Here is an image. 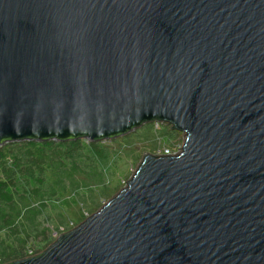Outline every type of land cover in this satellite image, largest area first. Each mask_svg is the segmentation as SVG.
Segmentation results:
<instances>
[{
    "label": "water",
    "instance_id": "1",
    "mask_svg": "<svg viewBox=\"0 0 264 264\" xmlns=\"http://www.w3.org/2000/svg\"><path fill=\"white\" fill-rule=\"evenodd\" d=\"M154 120L178 151L5 264H264V0H0V143Z\"/></svg>",
    "mask_w": 264,
    "mask_h": 264
},
{
    "label": "trees",
    "instance_id": "2",
    "mask_svg": "<svg viewBox=\"0 0 264 264\" xmlns=\"http://www.w3.org/2000/svg\"><path fill=\"white\" fill-rule=\"evenodd\" d=\"M181 135L154 120L108 140L2 141L0 264L43 251L117 193L144 154L171 151Z\"/></svg>",
    "mask_w": 264,
    "mask_h": 264
},
{
    "label": "rangeland",
    "instance_id": "3",
    "mask_svg": "<svg viewBox=\"0 0 264 264\" xmlns=\"http://www.w3.org/2000/svg\"><path fill=\"white\" fill-rule=\"evenodd\" d=\"M181 144H182V135H181V137L179 138V143L176 142V143H175V146L172 147V150H171V151H167V150H165L164 152H168V153L176 152V151H178V149L180 148ZM134 169H135V167H133V168L131 169V172H133ZM131 174H132V173H131Z\"/></svg>",
    "mask_w": 264,
    "mask_h": 264
},
{
    "label": "built area",
    "instance_id": "4",
    "mask_svg": "<svg viewBox=\"0 0 264 264\" xmlns=\"http://www.w3.org/2000/svg\"><path fill=\"white\" fill-rule=\"evenodd\" d=\"M165 154H169L168 152H165Z\"/></svg>",
    "mask_w": 264,
    "mask_h": 264
}]
</instances>
